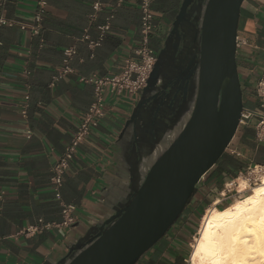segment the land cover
Here are the masks:
<instances>
[{"label":"crops","instance_id":"0c3cea01","mask_svg":"<svg viewBox=\"0 0 264 264\" xmlns=\"http://www.w3.org/2000/svg\"><path fill=\"white\" fill-rule=\"evenodd\" d=\"M96 1L48 0L40 37L29 30L0 26V264H57L129 200L149 168L148 145L141 146L138 161L132 157L133 126L120 138L142 93L135 101L128 94L107 92L106 117L78 149L61 189L62 201L76 208V224L61 226L62 205L51 182L52 169L94 97L93 87L80 83L79 78L119 74L141 41L142 0H100L102 9L92 19ZM181 3L154 0L151 47L156 53L163 49ZM36 7L37 0H0V18L31 24ZM106 24L110 30L99 47L91 48L83 41L85 34L90 41H99L100 27ZM238 39L247 41L237 55L244 109L261 111L254 90L257 70L264 65V0L245 1ZM68 48L77 52L70 64L74 72L51 87ZM26 95L30 99L24 119L21 106ZM256 122L239 128L226 157L198 185L180 220L138 264H176L186 258L198 214L213 202L212 206L219 201L218 207L232 202L216 195L222 180L236 170L245 171L251 163L264 164V143L256 140ZM29 130L31 139L26 138ZM36 226L49 227L24 234Z\"/></svg>","mask_w":264,"mask_h":264},{"label":"water","instance_id":"95a60500","mask_svg":"<svg viewBox=\"0 0 264 264\" xmlns=\"http://www.w3.org/2000/svg\"><path fill=\"white\" fill-rule=\"evenodd\" d=\"M245 1L182 0L169 36L178 34L188 16L196 14L199 55L194 54L181 75L187 82L185 96L191 82L194 93L165 135L147 144L149 168L129 200L57 264H138L180 220L198 185L225 155L240 128L244 91L237 55ZM156 51L154 71L125 123L122 139L159 78L165 48Z\"/></svg>","mask_w":264,"mask_h":264},{"label":"built area","instance_id":"2783aa9c","mask_svg":"<svg viewBox=\"0 0 264 264\" xmlns=\"http://www.w3.org/2000/svg\"><path fill=\"white\" fill-rule=\"evenodd\" d=\"M154 0H142L140 5L141 11V41L139 46L135 48L132 57L128 58L121 68L119 74L105 77H80L79 82L82 84L91 85L94 90V97L92 105L84 116H82L80 124L70 140V143L66 146L63 154L59 157L56 164L52 169L51 182L55 191L57 200L62 205L63 221L61 226L65 228H71L76 224L75 211L76 208L73 205L65 204L62 201L61 189L64 184L66 173L71 167L73 160L78 152V149L90 138L93 129L98 128L101 122L105 119L107 110L105 104V95L107 92L115 96H122L128 94L134 97L137 101L138 95L147 87L148 81L154 71L157 63V53L151 47V35L155 30V16L152 11V5ZM48 6V0H37V7L34 12L33 21L31 24L23 22H17L12 20H6L0 18V26H8L11 28H19L20 30H29L34 37H40L43 31L44 13ZM102 9L100 0H97L93 5L94 15L92 19L96 18V14ZM110 30V24L100 27L101 39L97 42L90 41L88 35H84L83 41L89 42L91 48L99 47L103 40L105 33ZM246 40L238 39V49L246 46ZM76 50L74 48H68L64 51V60L62 66L56 71L52 78L51 87L67 76L73 74V69L70 64L76 56ZM24 76H29V72H25ZM256 97L260 100V110L253 111L244 109L241 115L240 127L248 126L254 119H257L255 123L256 140L259 144L264 143V65L262 66L261 76L257 80L255 88ZM28 95L25 96L22 106L21 115L24 119L28 118L29 108ZM33 133L29 130L26 134L27 139H31ZM245 183V188L240 191V182ZM264 182V164L248 165L245 171L238 173L237 177L233 180H229L224 183L223 189L218 193V199L223 201H232L238 199L245 194L249 193L254 187ZM3 199V193L0 194V202ZM217 199V200H218ZM215 200V202L217 201ZM214 204V202H213ZM218 206V205H217ZM49 226H36L31 227L24 232L26 236H30L36 233H40L43 229Z\"/></svg>","mask_w":264,"mask_h":264},{"label":"bare ground","instance_id":"6f19581e","mask_svg":"<svg viewBox=\"0 0 264 264\" xmlns=\"http://www.w3.org/2000/svg\"><path fill=\"white\" fill-rule=\"evenodd\" d=\"M218 203L206 211L190 264H264V182L229 207Z\"/></svg>","mask_w":264,"mask_h":264},{"label":"flooded vegetation","instance_id":"af4514ba","mask_svg":"<svg viewBox=\"0 0 264 264\" xmlns=\"http://www.w3.org/2000/svg\"><path fill=\"white\" fill-rule=\"evenodd\" d=\"M195 16L196 14L188 16L187 22L182 25L179 33L172 38L168 36L165 41L163 47L165 53L160 63L159 78L157 83L152 85L147 102L137 111V118L132 124L133 131L136 133L133 134L130 150L133 152L132 157L135 161L140 159L141 146L144 148L149 142L155 144L165 135L194 93L191 82L185 96L187 82H183L185 76L181 77V75L194 54L199 55L196 38L199 30ZM138 129H141L139 134L141 138L138 136Z\"/></svg>","mask_w":264,"mask_h":264},{"label":"rangeland","instance_id":"374dc122","mask_svg":"<svg viewBox=\"0 0 264 264\" xmlns=\"http://www.w3.org/2000/svg\"><path fill=\"white\" fill-rule=\"evenodd\" d=\"M261 71H262V69L261 68H259V70H257V77L256 78H259L260 76H261ZM244 196H242L241 198H243ZM240 198V199H241ZM237 200H239V199H235V200H232V202H230V204H228V206H220V207H218L219 209H224V208H226V207H229V206H231L233 203H235ZM213 204V203H212ZM212 204H210L204 211H203V214L201 215V217L199 218V220H197V229H196V231L194 232V234L192 235V237L190 238V240H189V242H188V246H187V250H186V252H187V262L185 263V264H190V262H189V260H190V256H191V253H192V251H193V244H194V242H195V239H196V236H197V234H198V232L200 231V229H201V226H202V220H203V218H204V216L206 215V211L208 210V209H210L211 207H212ZM197 219H198V217H197ZM169 234V233H168Z\"/></svg>","mask_w":264,"mask_h":264},{"label":"trees","instance_id":"16d2710c","mask_svg":"<svg viewBox=\"0 0 264 264\" xmlns=\"http://www.w3.org/2000/svg\"><path fill=\"white\" fill-rule=\"evenodd\" d=\"M226 157V155H224L222 158H221V160L222 159H224ZM220 160V161H221ZM220 161L217 163V164H219L220 163ZM217 166V165H216ZM215 166V167H216ZM238 173H239V171H234L233 173H230V174H228L227 175V177L226 178H224L223 180H222V182H221V187L219 188V190H218V192H217V194L216 195H218V193L223 189V187H224V183L225 182H227V181H229V180H233V179H235L236 177H237V175H238ZM209 174V173H208ZM216 197V196H215ZM215 197L213 198V201H215ZM241 198V197H240ZM240 198H238V199H240ZM212 201V202H213ZM212 202H210V203H212ZM186 211V210H185ZM185 213V212H184ZM203 214V210H202V212L201 213H199L198 214V220H199V218L201 217V215ZM177 224V223H176ZM196 227H197V225H196ZM173 229V228H172ZM171 229V230H172ZM184 260H187V254H186V258L184 259H178V261H177V263L176 264H185V262H184Z\"/></svg>","mask_w":264,"mask_h":264}]
</instances>
